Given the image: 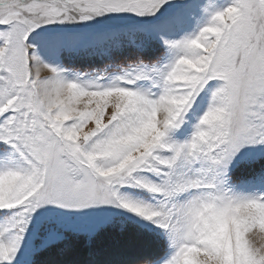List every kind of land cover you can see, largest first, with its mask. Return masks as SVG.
<instances>
[{
  "label": "snow or ice",
  "instance_id": "6c2138e0",
  "mask_svg": "<svg viewBox=\"0 0 264 264\" xmlns=\"http://www.w3.org/2000/svg\"><path fill=\"white\" fill-rule=\"evenodd\" d=\"M0 264H264V0H0Z\"/></svg>",
  "mask_w": 264,
  "mask_h": 264
}]
</instances>
